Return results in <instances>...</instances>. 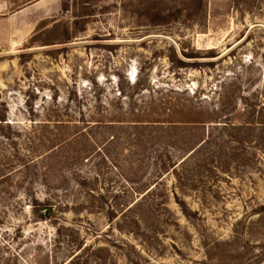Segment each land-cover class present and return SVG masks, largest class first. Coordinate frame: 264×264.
I'll return each mask as SVG.
<instances>
[{
    "label": "rangeland",
    "instance_id": "obj_1",
    "mask_svg": "<svg viewBox=\"0 0 264 264\" xmlns=\"http://www.w3.org/2000/svg\"><path fill=\"white\" fill-rule=\"evenodd\" d=\"M1 118L0 264H264V0L0 11Z\"/></svg>",
    "mask_w": 264,
    "mask_h": 264
},
{
    "label": "trees",
    "instance_id": "obj_2",
    "mask_svg": "<svg viewBox=\"0 0 264 264\" xmlns=\"http://www.w3.org/2000/svg\"><path fill=\"white\" fill-rule=\"evenodd\" d=\"M2 120H6V119L1 118L0 122H2ZM196 137H198V135L193 134L191 138L179 139L180 141H184L186 145H189L188 150L186 151L185 155L182 157L181 160H174L172 158H169V160L163 161L161 157V160L158 162L163 171L170 172L172 170V173L175 175L176 180L178 181H181V179H183L182 174H184V172L186 173H188L189 171L192 172L193 169L196 168L197 166L204 167V165H206L209 162V155L211 154L210 152L206 153L205 156H202L200 158H196V154L198 152H201L203 154L206 148L208 146L209 147L211 146L213 141L209 140V137H203L201 138V140L200 138H197L196 140ZM169 167L171 168L169 169ZM181 169H185L183 173H179ZM203 177H205L204 174L202 176H199L198 179L201 180ZM50 211L51 209H48L47 213Z\"/></svg>",
    "mask_w": 264,
    "mask_h": 264
},
{
    "label": "crops",
    "instance_id": "obj_3",
    "mask_svg": "<svg viewBox=\"0 0 264 264\" xmlns=\"http://www.w3.org/2000/svg\"><path fill=\"white\" fill-rule=\"evenodd\" d=\"M45 10H58L62 7V0H0L1 12H24L35 7Z\"/></svg>",
    "mask_w": 264,
    "mask_h": 264
}]
</instances>
